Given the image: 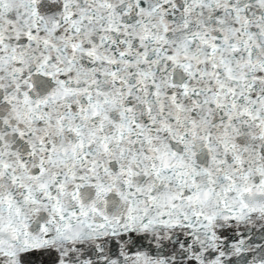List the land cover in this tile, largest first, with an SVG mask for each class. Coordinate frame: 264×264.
<instances>
[{
  "label": "snow or ice",
  "instance_id": "6c2138e0",
  "mask_svg": "<svg viewBox=\"0 0 264 264\" xmlns=\"http://www.w3.org/2000/svg\"><path fill=\"white\" fill-rule=\"evenodd\" d=\"M0 264H264V0H0Z\"/></svg>",
  "mask_w": 264,
  "mask_h": 264
}]
</instances>
